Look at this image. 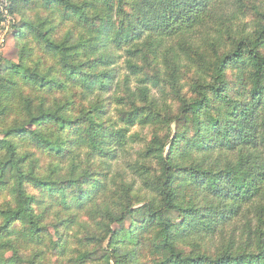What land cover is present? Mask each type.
Here are the masks:
<instances>
[{
	"label": "trees",
	"instance_id": "1",
	"mask_svg": "<svg viewBox=\"0 0 264 264\" xmlns=\"http://www.w3.org/2000/svg\"><path fill=\"white\" fill-rule=\"evenodd\" d=\"M41 1L59 17L58 39L39 32L50 60L0 72V264H45L69 224L71 264H264V12L247 30L234 23L249 0ZM136 126L158 128L147 141ZM50 205L70 212L56 237Z\"/></svg>",
	"mask_w": 264,
	"mask_h": 264
},
{
	"label": "rangeland",
	"instance_id": "2",
	"mask_svg": "<svg viewBox=\"0 0 264 264\" xmlns=\"http://www.w3.org/2000/svg\"><path fill=\"white\" fill-rule=\"evenodd\" d=\"M264 0H249L245 4V6L241 9L239 13L240 18L238 21L234 23V28L238 29L239 27H242V24H247L246 29L252 30L255 28V26L259 23H262V16L264 12ZM7 4V10L9 13V16H6L5 19H3V22L0 23V72L3 70H6L8 66L10 67L11 62L18 63L20 61V58L22 59V62H29L32 63L33 61L42 60L45 63L50 60V55L46 54L43 48L42 40H40L39 32H43L44 30L47 31L50 28H53L54 34L51 35L52 37L58 39V11L54 10V8H48V6L44 5V3L41 0H29V2L25 5L23 2L17 3V10L14 12H11V6H12V0H0V4ZM40 24H43L42 26ZM37 25L41 26V30L38 31ZM64 29V28H62ZM44 31V32H45ZM119 53V52H118ZM165 53V47L160 48L157 51V58H154V65L153 69L155 70V65L158 71L161 72L162 75H166V69L164 65V54ZM120 54V53H119ZM170 53H168L166 58L170 57ZM122 64V58L118 60V70H119V78L121 79L123 75L125 74V69H123ZM148 73L151 76L153 70H147ZM169 73L174 74L172 70L170 69L168 71ZM176 75L181 76V82L180 84L183 87V90L181 91V94H188V88L187 84L189 82V78L193 77V72H189L187 68H182L177 72ZM231 77V76H230ZM167 79V76H166ZM235 75L233 74L231 77V80L233 82L231 83V89L230 92L233 94L234 87L236 84L234 83ZM136 81L134 78L131 79L130 86L134 87ZM173 84V83H172ZM162 87H165L167 91L171 89L170 84L165 81L164 85ZM244 89L246 91L247 86H244ZM114 94V88L111 89V93ZM115 95V94H114ZM108 95H105V98H107ZM156 98L162 99V96L158 93ZM169 97V96H168ZM173 98V96H172ZM157 101V100H156ZM175 99L168 98V103L170 105H173L174 108L176 106ZM107 102V101H106ZM109 107V114L111 117V120L116 119V112L114 110V103L110 105V103H107ZM79 108L76 107L75 110ZM1 124H0V137H1ZM158 126L151 129L148 128H139V126L133 127L130 132L136 131L138 134V137L141 138V140L147 139L149 141L152 137V132L156 130ZM129 132V133H130ZM162 133V130L160 131ZM143 146V142L140 141V143L135 142H129V146L127 149V154H125L122 158L121 153H118L119 156L116 157V159L113 161L114 170L118 167L119 169H124L126 167L124 163V159L126 158L128 161L133 160L136 157L137 150L141 149ZM197 153L196 150H193L191 153L190 151L182 152L180 157L184 160L188 161L193 159V155ZM199 156V154H198ZM78 161H80V165L82 166H91V160L85 159V156L81 154V156L78 158ZM65 163V161H63ZM99 175L97 176V182H102V174L104 173V170L100 169V166L98 168ZM127 176H131L132 173L128 169ZM109 175V174H108ZM132 178L127 177L126 181L131 182ZM137 180V179H136ZM140 181L138 182L139 185ZM68 191L70 189H67ZM40 193L38 194V196ZM47 203H49V198L47 199ZM54 205V204H53ZM50 205L51 208L48 209L47 215H46V221L47 224V232L48 235L56 237L54 234V225L58 223L57 221L60 219H69L70 212L68 214H64L63 211H60V208L55 205ZM83 216L85 215L82 214ZM125 225L128 227L129 223L125 222ZM118 227V226H117ZM66 228V226H63V229ZM232 229V226L229 227L228 231ZM64 235L62 237L64 251H59L58 248L56 250H52L50 248V251H47L45 247H41L43 250L40 255V260H42V256L45 257V264H71L69 263V259H71L74 254H71L72 252H69L70 249L77 246L80 247L79 243L76 242V235H78V226L74 224H69L67 226V229L63 231ZM82 235V234H81ZM81 235L77 238H80ZM56 239V238H55ZM214 243H217L216 241ZM36 250H28V254L31 255L30 257H34L36 254ZM7 255H10V253H7Z\"/></svg>",
	"mask_w": 264,
	"mask_h": 264
},
{
	"label": "built area",
	"instance_id": "3",
	"mask_svg": "<svg viewBox=\"0 0 264 264\" xmlns=\"http://www.w3.org/2000/svg\"><path fill=\"white\" fill-rule=\"evenodd\" d=\"M6 16H9V13L7 10V4L6 3L0 4V18H1L0 23L3 22V19H5Z\"/></svg>",
	"mask_w": 264,
	"mask_h": 264
}]
</instances>
